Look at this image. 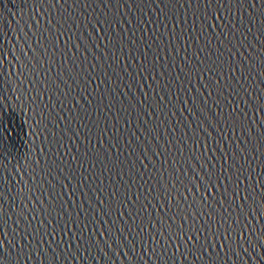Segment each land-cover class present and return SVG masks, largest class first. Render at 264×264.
I'll return each mask as SVG.
<instances>
[{
	"label": "water",
	"instance_id": "95a60500",
	"mask_svg": "<svg viewBox=\"0 0 264 264\" xmlns=\"http://www.w3.org/2000/svg\"><path fill=\"white\" fill-rule=\"evenodd\" d=\"M0 264H264V0H0Z\"/></svg>",
	"mask_w": 264,
	"mask_h": 264
}]
</instances>
